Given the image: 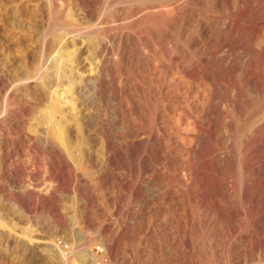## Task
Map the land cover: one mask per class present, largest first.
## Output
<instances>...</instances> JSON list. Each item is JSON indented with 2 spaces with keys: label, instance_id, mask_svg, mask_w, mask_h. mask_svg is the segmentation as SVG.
<instances>
[{
  "label": "bare ground",
  "instance_id": "obj_1",
  "mask_svg": "<svg viewBox=\"0 0 264 264\" xmlns=\"http://www.w3.org/2000/svg\"><path fill=\"white\" fill-rule=\"evenodd\" d=\"M43 2L67 19L63 55L39 57L17 82L0 76V207L28 218L53 206L50 234L15 236L19 246L70 264L51 196L9 189L22 149L80 196L89 264H264V0ZM99 4L112 5L105 21ZM2 219L17 235V219Z\"/></svg>",
  "mask_w": 264,
  "mask_h": 264
},
{
  "label": "rangeland",
  "instance_id": "obj_2",
  "mask_svg": "<svg viewBox=\"0 0 264 264\" xmlns=\"http://www.w3.org/2000/svg\"><path fill=\"white\" fill-rule=\"evenodd\" d=\"M3 1H5V2H3ZM0 3H1L0 4V76L2 74L3 75L8 74L7 76H9V79H11V81H13V83H14V82H17L14 80L16 78H18V81H19L20 80L19 77L22 78L23 74H25V75L30 74V73H25V72H30L32 70L31 71V73H32L34 71V69L36 68V65L39 62V61H37V59L39 60V57L42 56L45 60H47V59L50 60V59L56 58V56L57 57L61 56L60 54H62L61 53L62 51L60 52V50L58 49V42L57 41H58V39H60L62 37L61 35L66 33V30L68 28L67 27L68 22H66L67 19H65V17H63V16H62V19L59 18V19H61V20H59L60 21L59 22L57 19L55 20V18H53L51 16V13H49L50 14L49 15L48 14L49 11L47 10V7L45 6L46 7L45 8L43 6L44 5L43 0H0ZM4 3H6V4H4ZM22 6H23V8H22ZM110 6H112V5H109L107 8H105V7H103L102 4L97 5V7H96L97 13H96L95 17L98 18V16H99L100 19H101V17H103L101 20H104V21L107 20V18L109 17V13H110L109 10L111 9ZM42 7H44V9ZM20 10H21V12H20ZM42 10H43V12H42ZM22 11H23V13L25 11V13L23 14ZM103 11H104V13H103ZM32 12L35 14H33ZM63 12H64V10H63ZM43 13H44V15H43ZM13 14H14V16H13ZM36 14H38V16ZM17 16H19V17H17ZM48 24H50V25H48ZM19 25H20V28H19ZM28 31H30V32H28ZM41 36H42V38H41ZM86 37H87V39H89V42H91V43L92 42L95 43V42L99 41L97 38H94V32L91 29L88 33H86ZM28 41H30V42H28ZM23 70H24V72H22ZM25 70H27V71H25ZM28 70H30V71H28ZM20 72L23 74H21ZM19 73L22 76L19 75ZM16 74H17V76H16ZM171 74H173V73H171ZM171 74L169 75V77H171V78L167 77L168 80H170V79L173 80V78L175 77L174 76L175 72L173 74L174 77ZM177 75L175 78L180 77L179 74H177ZM10 76H11V78H10ZM13 78H15V79L13 80ZM27 84L25 86H26V88H28L27 89L28 91L25 89L23 91V93L26 91V93H24V94H26L28 97H32L33 92L35 90L34 89V83L30 81ZM25 86L24 87L19 86V88L22 87L21 89H23V88H25ZM17 94H20V92H18ZM33 116L34 115L32 114V116H28L24 119L25 120L24 126H23L24 130L28 131L30 126L32 125V123H34V119L31 118ZM21 151L14 153V155H13V158H14L13 160H15L14 161L15 168H16V170H19L18 176H19V178H21V182H20V184H16L18 187L15 185L16 187L11 186L9 189H11V191H15L19 194H23V192L25 193L26 191H28L32 195H35V196L40 195V194H46L47 196H51V199L55 202L54 204H57V206L60 210V214L62 213L61 215H63L62 216L63 221H65V224H64V227L62 228V230L68 234V240L66 241V245L61 246V247L66 249L64 253L69 252V255L71 254L70 264H85L86 262L89 264V262H88L89 260L87 261L85 259L86 255H84L85 248H84V246H81L82 240L84 237V233L82 230H79L80 227H78L79 225L76 223L75 217L73 216L74 215L73 210H72L73 206L77 205L80 202V196L76 195L77 193H76V191L73 190L74 188H71V187L65 188L63 185V184H65L64 182H62V181L59 182V180L57 181V179L55 180L53 178L54 179L53 180L52 178H50L49 173H48L49 171H48L46 164L42 161V159H40V157H37V155L34 152H30V151L22 150V149H21ZM65 173L68 174V175L66 174L67 179H68V180L66 179L67 182L68 181L74 182L75 179H73L66 170H65ZM79 174H81V173H79ZM93 176H95V175H93ZM84 181H86V180H84ZM84 181L81 178L76 180L77 183L81 182L78 184V186H80V187L82 186V184L85 183ZM63 188H64V190H63ZM28 192H26V193H28ZM56 201L58 203H56ZM74 201L77 204H75ZM51 207H53V206H47L43 210L44 212L37 211L31 217L27 218L24 214H22L20 212L17 213L18 211H16V210H18V209H17V207H15V205L12 202H8L6 200L3 201V205L0 207V208H2L0 210V212H1L2 217H3V219H2L3 222L5 224L7 222H9V224H11L10 223L11 219H13L14 221L17 219L16 221L19 224H18V227L16 228V232L18 233L17 235H14L13 232L10 233L9 232L10 230L9 231L7 230L8 226L2 227L6 230H4V229L0 230V264H36L37 263V261L35 260L36 258L34 257L36 252H34L32 250L26 252L25 248L28 246H26V247L25 246H19V244L16 240L17 239L16 237L17 236L22 237V235L28 234V232H29V234H32V233L35 234V233H37V230H38V232H40L39 236L47 235V234L49 235L50 229L48 227L49 226L48 224L50 223V219L48 218L47 213L51 212V210L53 209ZM2 217H0V218H2ZM8 217H10V218H8ZM28 221H30V222H28ZM2 230H4V231H2ZM35 230H36V232H35ZM5 232H7L9 236L10 235L11 236L9 237ZM85 232L89 233L88 230H85ZM4 234H6L7 236L6 235L3 236ZM61 241L62 240L59 238L56 239V242H61ZM52 247L53 246H40V249L43 248V249H45L44 252L48 251V252L52 253V250H51ZM99 247H100V245H98L97 247L95 246L94 247L95 251L102 252L103 248L99 249ZM41 252H43V250H41ZM43 256H44V258H46L45 255H43ZM37 264H39V263H37ZM119 264H126V263H119Z\"/></svg>",
  "mask_w": 264,
  "mask_h": 264
}]
</instances>
